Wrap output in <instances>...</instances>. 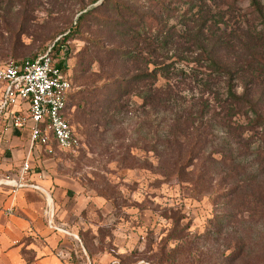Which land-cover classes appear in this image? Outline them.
Listing matches in <instances>:
<instances>
[{
    "label": "rangeland",
    "instance_id": "obj_1",
    "mask_svg": "<svg viewBox=\"0 0 264 264\" xmlns=\"http://www.w3.org/2000/svg\"><path fill=\"white\" fill-rule=\"evenodd\" d=\"M118 1L129 10L104 0H0V62L43 53L74 30L84 8L93 10L66 46L70 116L82 146L35 152L29 172L55 201L62 228L52 231L55 257L63 264H264L263 17L250 0H168L173 10L162 15L146 0ZM148 15L158 21L143 30L137 22ZM159 19L172 41L155 55L127 33L136 27L150 40ZM198 35L219 62L240 69L241 105L223 102L226 78L198 61ZM123 50L136 51V60ZM155 57L174 63L170 78L154 86L132 80ZM13 131L14 147L29 150V130ZM3 149L0 162L9 156ZM13 159L17 173L25 158ZM39 242L26 237L27 264L37 262Z\"/></svg>",
    "mask_w": 264,
    "mask_h": 264
},
{
    "label": "built area",
    "instance_id": "obj_2",
    "mask_svg": "<svg viewBox=\"0 0 264 264\" xmlns=\"http://www.w3.org/2000/svg\"><path fill=\"white\" fill-rule=\"evenodd\" d=\"M54 45L33 58L0 62V124L4 119L6 129H28L30 133L29 150L17 177H4L0 185L11 186L14 191L24 186L40 191L45 196L48 226L60 231L53 196L29 175L35 152H51L52 144L69 151L82 146L81 136L68 118L72 82L68 72L57 64ZM8 212L12 213V207Z\"/></svg>",
    "mask_w": 264,
    "mask_h": 264
},
{
    "label": "crops",
    "instance_id": "obj_3",
    "mask_svg": "<svg viewBox=\"0 0 264 264\" xmlns=\"http://www.w3.org/2000/svg\"><path fill=\"white\" fill-rule=\"evenodd\" d=\"M5 126L3 119L0 124V144L2 140L5 142L0 147V154H3V148H7L5 152L9 156L0 162V180L8 175L17 177L22 165H19L18 172L14 173L11 168L14 163L18 165L19 162L13 158H25L28 152V149L14 147L19 137L14 136L16 133L13 129H6ZM45 206V196L32 187L24 186L14 191L11 186L0 185V264H27L21 250L23 247L27 248L24 242L29 235L40 239V244L33 250L37 259L35 263L63 264L54 255L57 243L52 232L54 230L49 228L47 223ZM11 207L12 213H9L8 209ZM30 245L28 247L31 249ZM65 261L68 262V259Z\"/></svg>",
    "mask_w": 264,
    "mask_h": 264
},
{
    "label": "trees",
    "instance_id": "obj_4",
    "mask_svg": "<svg viewBox=\"0 0 264 264\" xmlns=\"http://www.w3.org/2000/svg\"><path fill=\"white\" fill-rule=\"evenodd\" d=\"M98 0H92L91 3H95ZM149 1L150 4H155V6H158L160 8V14L162 15L165 12H171L173 9H170L171 7H168V0H146ZM105 3H114L118 9H121V12L124 11H128L129 10V5L125 2H121L118 0H104ZM250 3L252 5V7L258 12L260 13V15L263 17L264 19V10L262 8L261 5V0H250ZM92 9H88L87 7L84 8V11H82V13L79 15L78 17V22L76 23L77 25L74 27V30H70L67 34L63 35L60 39L55 41V45H54V57L57 59V64L60 68H62L63 70H65L66 72H68L70 79L71 74L69 73L68 70V52H69V48L64 50L63 46H68L69 44V40L71 39L72 36H74V34L78 33V29L80 27V24L86 19V17L92 13ZM150 19H153L154 21H158V16L157 15H148L146 20H142V19H138V22H142V26H143V30L147 28V26L150 24L151 21H149ZM162 20V19H161ZM161 20L159 19L158 24H161V27L158 26V33L156 35H154L150 40H148V38H144L143 37V33L138 29H134L136 27H132V29L128 28V35H132V38L135 39L137 42H141V40H143V42H145L149 48H152L151 52L152 54L157 53L158 50H160L161 48H167L168 45L170 44V42L172 41V36L170 34H168V32L165 33L164 31V23L161 22ZM152 21V24H155V22ZM128 21H126L127 23ZM136 23V24H137ZM199 36V41L201 43V54L200 57L198 59V61L200 63H205L209 66L210 75H216L218 77H222V78H226V83H227V93H226V97L224 98V103L225 104H233V105H241L244 101V96L240 95L237 93L236 89H235V85H234V80L237 78L238 76V72L240 71V69H230L227 65H225L224 63H221L218 61L216 55H213L212 52L210 51H206V41L204 38ZM69 47V46H68ZM122 54L126 57H129L131 59H135L136 60V54L137 52L134 50H123ZM38 55V54H37ZM32 56L29 58H33L36 57ZM205 55V56H204ZM204 56V57H203ZM27 59V58H26ZM24 60V59H23ZM153 64L152 69H150L148 67L147 70L142 71L138 74H136L135 76L132 77V80H134L135 82H152V85L154 86L156 84L157 81H159V77L163 76L165 78H170V76L174 73V63L173 62H169L167 61V59L165 58V60H158L156 57L155 59L149 60L148 61V65ZM84 73V70H83ZM73 79H71L72 82ZM206 86H208L207 84H205ZM211 88V87H210ZM215 93V98L219 99L220 95L219 92H214ZM74 95V90L70 92L69 96H68V118L70 120V122L72 123V125L74 126L72 119H71V112L75 110L76 105L73 103V96ZM72 110V111H71ZM75 127V126H74ZM76 129V128H75ZM113 261H117V260H113ZM111 261V263L113 262ZM90 262H88L89 264ZM109 263V264H111Z\"/></svg>",
    "mask_w": 264,
    "mask_h": 264
}]
</instances>
